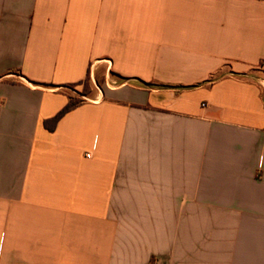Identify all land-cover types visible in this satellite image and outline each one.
<instances>
[{"label":"crops","instance_id":"obj_1","mask_svg":"<svg viewBox=\"0 0 264 264\" xmlns=\"http://www.w3.org/2000/svg\"><path fill=\"white\" fill-rule=\"evenodd\" d=\"M0 264H264V0H0Z\"/></svg>","mask_w":264,"mask_h":264},{"label":"rangeland","instance_id":"obj_2","mask_svg":"<svg viewBox=\"0 0 264 264\" xmlns=\"http://www.w3.org/2000/svg\"><path fill=\"white\" fill-rule=\"evenodd\" d=\"M104 76L102 73H98L96 77L88 78L84 83L80 85L71 86L70 96L76 101H87L94 97L95 93L98 91V87L103 86Z\"/></svg>","mask_w":264,"mask_h":264},{"label":"trees","instance_id":"obj_3","mask_svg":"<svg viewBox=\"0 0 264 264\" xmlns=\"http://www.w3.org/2000/svg\"><path fill=\"white\" fill-rule=\"evenodd\" d=\"M82 102L83 101L76 102L73 98L70 97L68 104L52 120L47 121L46 126H48L50 130H53L63 116L79 106Z\"/></svg>","mask_w":264,"mask_h":264}]
</instances>
